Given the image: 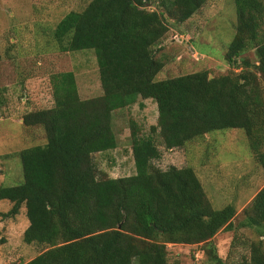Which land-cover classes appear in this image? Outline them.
<instances>
[{"label": "trees", "instance_id": "1", "mask_svg": "<svg viewBox=\"0 0 264 264\" xmlns=\"http://www.w3.org/2000/svg\"><path fill=\"white\" fill-rule=\"evenodd\" d=\"M206 1L89 0L57 22L53 36L60 51L94 52L102 94L82 99L75 74L57 72L49 78L52 105L22 116L23 125L43 129L46 141L18 152L23 180L0 186V200L12 204L6 216L25 208L23 241L44 247L26 264H174L168 243H202L212 264H228L212 239L231 229L235 206L215 209L192 166L154 164L161 156L154 134L172 149L216 130L241 129L264 168V0H233L235 32L223 55L227 73L156 79L164 64L153 48L169 30L168 19L182 23ZM249 48L254 62L240 57ZM138 99L155 102L156 124L141 135L129 119L134 172L109 177L93 156L116 148L113 113ZM263 225L264 185L236 227ZM233 264H264V243L250 241L248 255Z\"/></svg>", "mask_w": 264, "mask_h": 264}, {"label": "rangeland", "instance_id": "2", "mask_svg": "<svg viewBox=\"0 0 264 264\" xmlns=\"http://www.w3.org/2000/svg\"><path fill=\"white\" fill-rule=\"evenodd\" d=\"M89 0H0V186L23 180L18 152L46 141L40 126H25L22 116L52 105L49 78L52 74L72 71L82 99L102 94L96 57L92 50L62 52L53 36L57 22L69 11H79ZM155 2L149 6L153 8ZM236 8L233 0H207L182 23L168 19L169 30L153 48L163 61L156 79L206 70L210 77L227 73L223 55L233 38ZM264 30V23L262 25ZM252 62L255 50L240 55ZM238 71V70H237ZM129 119L134 120L141 135L156 124L157 107L153 100L138 99L134 104L113 113L114 149L94 154L97 167L109 177L133 174ZM161 151L154 164L165 169L192 166L215 209L232 203L235 216L231 229L217 232L212 239L217 255L233 264L248 255V244L260 239L264 243V225L236 227L244 209L264 185V168L249 150L241 129L216 130L188 142L184 147L165 149L158 134L153 135ZM208 151L206 154L205 151ZM11 203L0 200V264H26L44 249L23 241L28 226L25 208L6 216ZM168 261L174 264H212L199 244H166Z\"/></svg>", "mask_w": 264, "mask_h": 264}, {"label": "water", "instance_id": "3", "mask_svg": "<svg viewBox=\"0 0 264 264\" xmlns=\"http://www.w3.org/2000/svg\"><path fill=\"white\" fill-rule=\"evenodd\" d=\"M210 77V76H209Z\"/></svg>", "mask_w": 264, "mask_h": 264}]
</instances>
